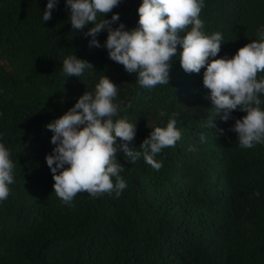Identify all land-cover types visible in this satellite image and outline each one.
<instances>
[{"label": "trees", "instance_id": "trees-1", "mask_svg": "<svg viewBox=\"0 0 264 264\" xmlns=\"http://www.w3.org/2000/svg\"><path fill=\"white\" fill-rule=\"evenodd\" d=\"M47 3L0 0V143L15 165L10 195L0 202V264H264V144L242 148L230 131L246 113L235 110L226 122L217 116L203 84L206 67L186 73L180 45L169 61V85L141 87L138 73L109 58L107 30L96 37L102 47H89L92 37L84 32L94 25L73 30L67 0H58L52 18L43 21ZM142 3L121 0L105 19L119 14L112 28L123 24L130 32L139 27ZM200 19L206 35L223 37L220 53L208 62L232 58L259 41L264 0H204ZM70 55L93 68L68 77L62 65ZM103 76L118 87L114 121L137 125L129 145L135 151H143L154 128L177 119L181 140L155 157L177 182L165 196L161 187L155 194L147 189L143 155L133 164L123 153L117 161L129 188L118 198L81 192L66 205L55 194L46 162L54 133L46 125L86 92L95 95ZM260 99L264 110V95ZM211 120L214 126L207 127Z\"/></svg>", "mask_w": 264, "mask_h": 264}, {"label": "clouds", "instance_id": "clouds-1", "mask_svg": "<svg viewBox=\"0 0 264 264\" xmlns=\"http://www.w3.org/2000/svg\"><path fill=\"white\" fill-rule=\"evenodd\" d=\"M120 3L121 0H67L72 29L83 32L89 24L94 25L84 34L92 37L89 47L96 48L102 47L96 37L107 30L103 47L107 48L109 58L129 73H138L137 81L145 89L169 85V61L176 55L177 46H182L180 62L186 73L198 74L206 67L203 84L210 90L209 99L217 116L226 122L235 110L246 113L230 129L238 134L239 146L251 149L264 144V110L260 107L264 76L258 79V73H264V28L258 32L259 41L242 47L234 57L213 59L209 63V57L220 53L223 37L219 32L209 36L202 31L204 22L200 14L204 0H143L138 9L139 27L130 32L123 24L112 28L119 22V14L112 15L111 20L105 19ZM57 5L58 0H48L43 21L52 18ZM98 14L104 16L99 22ZM181 33L186 35L181 38ZM62 68L68 77H80L93 65L70 55L64 59ZM117 96V85L103 76L96 85L95 95L86 92L73 108L46 125L54 133L51 143L55 145L46 162L55 181L54 192L66 205H71L81 192L93 198L115 193L118 198L128 189V179L120 175L125 168L117 161L118 153H123L125 160L133 164L143 155L146 161L143 166L149 170L144 169L142 176L147 177L150 193L155 194L161 187L160 196H165L177 184L170 168L162 169L163 162L155 159L162 149L175 147L181 140L177 119L173 116L166 127L154 128L150 138L140 146L143 151H135L129 145L136 136L137 125L125 119H113L120 110ZM213 126L211 120L207 127ZM200 138L205 139L203 134ZM14 167L10 151L0 143V202L10 195ZM145 187H140V191ZM255 195L259 196V192ZM166 197L173 198V194Z\"/></svg>", "mask_w": 264, "mask_h": 264}]
</instances>
